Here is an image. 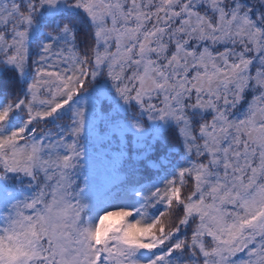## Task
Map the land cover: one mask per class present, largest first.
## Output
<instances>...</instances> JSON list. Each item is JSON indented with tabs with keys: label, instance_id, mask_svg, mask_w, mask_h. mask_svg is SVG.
<instances>
[{
	"label": "snow or ice",
	"instance_id": "obj_1",
	"mask_svg": "<svg viewBox=\"0 0 264 264\" xmlns=\"http://www.w3.org/2000/svg\"><path fill=\"white\" fill-rule=\"evenodd\" d=\"M0 264H264V0H0Z\"/></svg>",
	"mask_w": 264,
	"mask_h": 264
},
{
	"label": "trees",
	"instance_id": "obj_2",
	"mask_svg": "<svg viewBox=\"0 0 264 264\" xmlns=\"http://www.w3.org/2000/svg\"><path fill=\"white\" fill-rule=\"evenodd\" d=\"M86 171H87V169H86Z\"/></svg>",
	"mask_w": 264,
	"mask_h": 264
}]
</instances>
